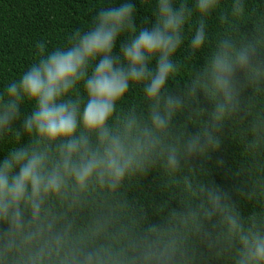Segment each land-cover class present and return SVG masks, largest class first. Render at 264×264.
Listing matches in <instances>:
<instances>
[{
  "label": "clouds",
  "instance_id": "obj_1",
  "mask_svg": "<svg viewBox=\"0 0 264 264\" xmlns=\"http://www.w3.org/2000/svg\"><path fill=\"white\" fill-rule=\"evenodd\" d=\"M174 3L154 0L151 27L134 25L135 8L129 0L99 7L90 23L51 49L43 39L33 42L31 63L0 90V137L11 132L18 140L21 132L13 125L19 120L30 141L10 148L0 159V264L8 256L17 257V264H119L107 249L85 252L73 247L67 232L55 230L48 221V202L71 197L76 203L92 188L115 191L156 163L174 173L183 155L218 145L209 129L182 143L168 137L171 120L184 101L166 94L167 81L177 71L173 57L192 14L183 2ZM218 4L193 0L199 19L189 41L192 51L204 45L205 18ZM242 11L241 0H234L231 14ZM122 36L124 42L114 54ZM252 51L251 45L233 48L221 41L202 70L203 78L193 80L186 93L191 96L200 89L214 100L208 113L211 129L236 108L237 69L253 81L264 78V69L252 64ZM134 86L142 88L147 117H138L134 110L114 117L118 103ZM22 103L30 105L31 112L21 118ZM199 195V210L187 218L195 223L198 215L218 217L224 237L238 245L234 264H264V230L256 221L245 226L215 188L201 187ZM177 251L172 239L159 249L145 245L140 255L145 264H159Z\"/></svg>",
  "mask_w": 264,
  "mask_h": 264
},
{
  "label": "trees",
  "instance_id": "obj_2",
  "mask_svg": "<svg viewBox=\"0 0 264 264\" xmlns=\"http://www.w3.org/2000/svg\"><path fill=\"white\" fill-rule=\"evenodd\" d=\"M113 2L123 0H0V90L31 63L33 42L43 39L51 49L90 23L99 7ZM129 2L135 8L134 25L151 27L154 0ZM181 2L192 14L183 28V43L173 57L177 71L167 81L166 94L181 97L184 104L171 120L168 137L182 143L209 129L218 145L183 155L174 173L156 163L126 179L115 191L92 188L76 203L69 197L47 204L48 221L55 230L67 232L73 247L85 252L107 249L119 264H145L140 255L143 246L159 249L172 239L177 253L159 264H234L238 245L224 237L218 217L198 215L195 223L187 218L199 210L201 187L218 190L245 226L255 220L264 230V78L253 81L245 70L234 72L236 108L215 129L210 128L208 117L214 100L200 89L186 96L193 80L203 78L202 70L223 40L233 48L251 45L252 64L264 69V0H241L239 16L231 14L234 0H219L217 9L205 18L206 40L198 51L190 49L189 41L199 15L193 0H175L174 6ZM124 39H118L114 54ZM130 110L147 117L149 106L141 87H130L113 115L120 117ZM30 112L31 106L22 103L21 118ZM13 127L21 135L18 140L11 132L0 137V159L10 148L30 142L21 121ZM3 229L0 225V232ZM2 259L3 264H17L15 256Z\"/></svg>",
  "mask_w": 264,
  "mask_h": 264
}]
</instances>
